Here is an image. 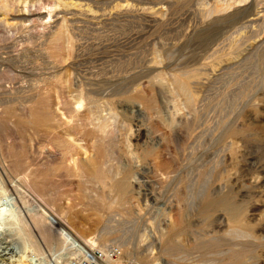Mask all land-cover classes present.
Instances as JSON below:
<instances>
[{"label": "rangeland", "instance_id": "1", "mask_svg": "<svg viewBox=\"0 0 264 264\" xmlns=\"http://www.w3.org/2000/svg\"><path fill=\"white\" fill-rule=\"evenodd\" d=\"M5 1L0 208L21 264H264V0ZM195 74L189 107L173 78ZM108 146L128 180L112 203L87 179ZM230 203L252 237L227 235Z\"/></svg>", "mask_w": 264, "mask_h": 264}, {"label": "bare ground", "instance_id": "2", "mask_svg": "<svg viewBox=\"0 0 264 264\" xmlns=\"http://www.w3.org/2000/svg\"><path fill=\"white\" fill-rule=\"evenodd\" d=\"M17 2H19V1H17ZM61 3H65L67 6H68V9L67 10H72V9H78V8H80V10L83 8V6L84 5H86V4H82V3H78V2H74V1H72V0H66V1H64V0H58V6H60V4ZM96 3H97V1H96ZM118 3V2H117ZM126 3V2H125ZM28 4V3H27ZM119 4H121V3H119ZM29 5V4H28ZM63 4H61V6H62ZM52 7V6H51ZM144 7V6H143ZM8 6L6 5V1L5 0H0V15L2 14L3 16L4 15H6L7 14V11H8ZM53 8V7H52ZM70 8V9H69ZM86 8H88L87 6L85 7V9ZM114 8V7H113ZM11 9H13V8H11ZM84 9V10H85ZM91 9V8H90ZM51 10V9H50ZM53 10V9H52ZM51 10V11H52ZM62 10V9H61ZM64 10V9H63ZM79 10V9H78ZM77 10V11H78ZM79 10V11H80ZM145 10V9H144ZM155 10V9H154ZM160 10V9H159ZM12 11V10H11ZM14 11V10H13ZM66 11V10H65ZM64 11V12H65ZM83 11V10H82ZM81 11V12H82ZM86 11V10H85ZM91 11V10H90ZM129 11V10H128ZM148 11V10H147ZM161 11V10H160ZM16 12V11H15ZM84 12V11H83ZM89 12V11H88ZM87 12V13H88ZM145 12V11H144ZM155 12V11H154ZM153 12V13H154ZM33 13V12H32ZM46 13V12H45ZM26 14V13H25ZM80 15V14H79ZM153 15V14H152ZM155 15H156V12H155ZM157 17H158V15H157ZM51 18H52V16H51V12H49V15H47V16H44V18H43V20H47V22H48V20H51ZM64 19V18H63ZM153 19V18H152ZM3 20H5V16H4V19ZM2 21V20H1ZM30 21V20H29ZM21 23V22H20ZM12 24V23H11ZM9 25V24H8ZM15 26V25H14ZM61 27L58 29V31H56V33H55V36H54V39H56V40H59L60 41V39H62V38H64L65 37V35H66V33H65V31L63 30V27H64V25H63V27H62V25H60ZM57 30V29H56ZM42 36V35H41ZM52 43H54L53 41H52ZM71 44V43H70ZM153 65V64H152ZM151 65V66H152ZM155 66V65H154ZM154 66H152L153 68H154ZM199 73V72H198ZM197 75L195 74L194 76H188V77H178V76H175L174 78H173V82L175 83V85H176V93L178 94V95H182L183 97H184V99H185V101H186V103H187V106H189V107H192L194 104H195V102H196V100H197V98H196V96H195V93L193 92V89H192V85H195L196 86V84H194V83H196L197 82V80L199 81V82H201L199 79H200V77H196ZM159 78V77H158ZM196 78H199V79H196ZM158 80H160V79H158ZM163 80V79H162ZM161 81V80H160ZM157 82V81H156ZM160 83V82H159ZM161 84H163V83H161ZM198 86V85H197ZM90 100V99H89ZM91 102H92V100H91ZM91 102H88V103H90V105H91ZM80 104V103H79ZM93 104V103H92ZM88 105V104H87ZM100 107V106H99ZM79 108H80V106H79ZM90 109V108H89ZM111 113V112H110ZM109 113V114H110ZM72 114L73 115H71L70 116V121H67V125L66 126H69V128L72 130V129H75L76 127H75V123L74 122H76L75 120H77L76 119V117L78 118V113H73L72 112ZM111 115V114H110ZM109 115V116H110ZM115 117V114L113 115V113H112V117H110V118H114ZM80 118V117H79ZM173 118V117H172ZM171 118V121L173 120ZM115 119V118H114ZM113 121V120H112ZM83 122V121H82ZM173 122H174V120H173ZM85 123H86V121H85ZM97 123V122H96ZM170 125H173V124H170ZM86 126V125H85ZM101 127V126H100ZM100 127H98V128H100ZM172 127V126H171ZM83 128V127H82ZM93 129V128H92ZM100 129H102V128H100ZM52 131V130H51ZM142 131V130H141ZM65 134V133H64ZM72 134H74V133H72V131H70L69 133H67V136H68V138L70 139V137H72ZM141 135L143 134L142 132L140 133ZM110 135V134H109ZM65 136V135H64ZM68 139V140H69ZM72 139V138H71ZM58 141V140H57ZM71 141V140H70ZM72 141H73V139H72ZM76 141V140H75ZM71 143H74V142H71ZM80 143V142H79ZM101 143V142H100ZM65 144V143H64ZM79 145H81V144H79ZM95 145V144H94ZM108 145H110V144H108ZM59 146V145H58ZM71 146V145H70ZM105 146H107L106 144L104 145V148H105ZM116 146V145H115ZM109 148H111V146L109 147L108 146V151L106 150V149H103V148H99L98 149V151H97V154H96V157H95V159L91 162L92 163V165L90 166H88V170H90V172H88V175L87 176H89L87 179H90V180H93L95 183H97V184H101L102 186V188H103V190L105 191L104 192V194L105 195H102V197L100 198L101 199V201L104 199L105 200V197H106V199L107 198H109L110 197V195H112L111 193L115 190L116 191V193L117 194H120V192L123 190V189H125L126 188V184H127V182H128V180H127V182H126V179L125 178H122V180H119V179H121V178H119V179H116V177L115 176H112V174H111V170L109 169H107L106 168V166L105 165H108V164H106V162H107V160H109V162H110V158L111 157H109V155H111V153H110V150H109ZM56 149V148H55ZM59 149V148H58ZM60 150V149H59ZM67 150V149H66ZM82 150V149H81ZM86 152V151H85ZM65 153V152H64ZM53 154V153H52ZM148 156V155H147ZM156 159H158V157L156 158ZM155 159V160H156ZM155 160H154V162H155ZM159 161H158V163H157V166L155 165V167H159V169L161 168V167H165L166 166V163H161V159H158ZM157 161V160H156ZM163 161V160H162ZM160 162V163H159ZM8 163V162H7ZM108 163V162H107ZM168 165V164H167ZM104 166H105V168H104ZM110 167H111V165H110ZM17 169V168H16ZM114 169V168H113ZM162 169V168H161ZM165 170V169H164ZM163 173H164V171H163ZM15 174V173H14ZM114 175H117L118 176V174H114ZM125 176V175H124ZM115 180H117V181H115ZM112 183V184H111ZM89 185V184H88ZM111 185V186H110ZM96 188V187H95ZM127 189H128V187H127ZM91 190V189H90ZM88 190H86V192H87ZM98 191V190H97ZM114 191V192H115ZM125 191V190H124ZM85 192V193H86ZM126 192V191H125ZM90 193V192H89ZM89 193H87V194H89ZM2 194V193H1ZM115 194V193H114ZM117 194H115L116 196H117ZM119 196V195H118ZM112 197V196H111ZM88 198L90 199L91 198V196L89 197L88 196ZM98 198V197H97ZM0 199H2L1 198V196H0ZM110 199V200H109ZM108 199V201H110V203H112L111 202V198H109ZM116 199V198H115ZM224 199V198H223ZM12 201V200H11ZM10 201V202H11ZM99 201V200H98ZM3 202V201H2ZM223 202H224V200H223ZM108 203V202H107ZM2 204V203H1ZM103 203H101V205H102ZM104 204H105V202H104ZM109 204V203H108ZM98 205L100 206V204H99V202H98ZM107 205V204H106ZM225 205V204H224ZM228 205V204H227ZM235 205V204H234ZM7 206V205H6ZM219 206V205H218ZM222 206V205H221ZM107 207H108V205H107ZM109 207H110V205H109ZM226 207V209H227V211L226 212H228V215H229V219H230V221H231V223H233V226H232V229L227 233V235L228 236H230V237H237V238H244V237H252L254 234L252 233V231L250 230V228L249 227H244L242 224H241V222H240V213L241 212H239V209H238V207L235 205V206H233V205H231V203L228 205V206H225ZM8 208V207H7ZM111 208H112V204H111ZM224 210V209H223ZM11 212H12V210H10L9 208L8 209H5V208H3V209H1L0 208V239L2 240L1 241V251H0V258H2V260H3V262H4V260H7L8 258H7V256H12L13 254H21V252L22 251H20V252H18L16 249H19L20 247H16V246H18V244L14 241L13 242V240L11 241L10 240V238L11 237H8V236H10V235H8L7 236V233H6V231H8L10 228H8L7 226V228L5 227V222H7L9 219H10V216L12 215L11 214ZM204 212V211H203ZM43 214H45V217L47 216L46 214V212H44L43 211ZM55 217V216H54ZM16 219V218H15ZM39 219V218H38ZM12 220V218L10 219V221ZM17 220V219H16ZM55 220V219H54ZM15 221V220H14ZM52 221V220H51ZM34 222H35V219H34ZM38 222V221H37ZM40 222V221H39ZM38 222V223H39ZM11 223H12V221H11ZM42 223V222H41ZM54 223H56L57 225H59V226H61V231L60 232H63V234L65 235V236H68L69 237V239L72 241V244H74V245H77V246H80V247H85L87 244H85V241L83 242L82 240H78V239H76V238H74V237H72L71 238V236L69 235V233L68 232H66V228L64 229V226L62 225V223L59 221V220H55L54 221ZM36 224V223H35ZM12 228V227H11ZM8 229V230H7ZM9 234V233H8ZM254 239V238H253ZM201 241V240H200ZM15 243L17 244V245H15ZM24 247V246H23ZM87 247V246H86ZM211 249V248H210ZM242 251V250H241ZM244 251V250H243ZM25 252V251H24ZM25 255V254H24ZM24 255H18V257L17 258H19V259H12V260H14V261H10L11 262V264H21L23 261H25L24 260ZM10 258V257H9ZM242 259V258H241ZM1 261V260H0ZM109 261V260H108ZM230 261V260H229ZM237 261V260H236ZM2 262V261H1ZM8 264V263H7ZM227 264V263H226Z\"/></svg>", "mask_w": 264, "mask_h": 264}, {"label": "built area", "instance_id": "3", "mask_svg": "<svg viewBox=\"0 0 264 264\" xmlns=\"http://www.w3.org/2000/svg\"><path fill=\"white\" fill-rule=\"evenodd\" d=\"M118 255L117 250L111 249L110 251L104 252L102 250H96L91 254L90 260H85L83 264H101L111 258H116Z\"/></svg>", "mask_w": 264, "mask_h": 264}]
</instances>
